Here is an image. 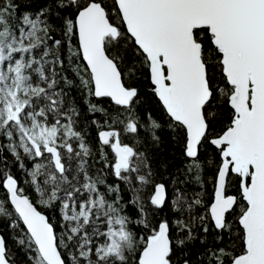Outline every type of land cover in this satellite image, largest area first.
Returning a JSON list of instances; mask_svg holds the SVG:
<instances>
[{
  "label": "snow or ice",
  "instance_id": "1",
  "mask_svg": "<svg viewBox=\"0 0 264 264\" xmlns=\"http://www.w3.org/2000/svg\"><path fill=\"white\" fill-rule=\"evenodd\" d=\"M0 190V264H264V0H0Z\"/></svg>",
  "mask_w": 264,
  "mask_h": 264
},
{
  "label": "trees",
  "instance_id": "2",
  "mask_svg": "<svg viewBox=\"0 0 264 264\" xmlns=\"http://www.w3.org/2000/svg\"><path fill=\"white\" fill-rule=\"evenodd\" d=\"M17 2L20 5L21 11L36 12L41 8L52 6V0H17ZM53 20L55 23L59 24V21H56L55 18H53ZM54 35H56L57 38H59V32L54 33ZM138 87L140 90V95L142 97V100L140 101V104L137 106V111L141 115H143L144 109L147 108L152 111L155 117L163 119L162 110L159 107V102L157 98L151 93L150 90L151 85L149 84L147 79L143 78V76H141L139 80ZM72 96H74L76 102L80 104L81 118H82V123L80 126L84 129V131L89 133V140L91 142L92 147L95 148L97 145V129L90 125L92 116L91 114H86L84 105L83 103H81L82 98L76 93L75 90L72 92ZM160 135L162 141L161 144L158 147H150L149 153L152 156L153 160L155 161L154 167L156 168V171L158 173L156 177L157 180L159 182H163L167 184L172 174L179 172L183 168L184 157L181 154L179 145L175 142V140L171 137L170 133L167 130H162L160 132ZM141 136L144 137L145 133L142 132ZM129 143H131L130 140ZM209 156L213 159H217L214 150L209 152ZM201 159H203V157H201ZM11 171L18 179L23 180L24 177L22 170H17L15 167H13ZM203 175L208 177V183L205 186V197H204L205 200L207 201L208 199L211 198L210 194L212 191L211 170L205 169ZM189 178L192 179L193 181L195 180L194 175H191ZM108 183L113 184L116 183V181L112 177H109ZM25 187L27 186L25 185ZM121 187H123V185H121ZM2 194L3 192L2 190H0V195ZM123 198L125 201H128L130 198V193L125 191L123 193ZM128 211L131 213L132 216L136 215V211L133 207L129 206ZM159 215L161 218L165 216L171 217L172 213H170L168 209L165 208ZM53 220H55V217H53ZM136 231L143 234V232L139 228H137ZM0 233L3 234L6 239L8 238V232L3 226H0ZM11 243H12L11 240H9L10 245ZM209 243H212L211 237H209ZM200 250L202 249L198 247L195 251H200ZM192 254L194 255L195 253L193 252ZM18 258L23 259L22 254H20Z\"/></svg>",
  "mask_w": 264,
  "mask_h": 264
},
{
  "label": "water",
  "instance_id": "3",
  "mask_svg": "<svg viewBox=\"0 0 264 264\" xmlns=\"http://www.w3.org/2000/svg\"><path fill=\"white\" fill-rule=\"evenodd\" d=\"M1 234V233H0Z\"/></svg>",
  "mask_w": 264,
  "mask_h": 264
}]
</instances>
